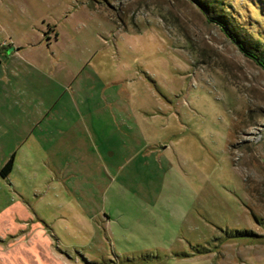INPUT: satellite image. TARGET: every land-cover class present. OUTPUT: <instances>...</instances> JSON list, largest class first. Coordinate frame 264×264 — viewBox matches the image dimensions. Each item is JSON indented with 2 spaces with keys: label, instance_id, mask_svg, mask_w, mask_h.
I'll use <instances>...</instances> for the list:
<instances>
[{
  "label": "rangeland",
  "instance_id": "374dc122",
  "mask_svg": "<svg viewBox=\"0 0 264 264\" xmlns=\"http://www.w3.org/2000/svg\"><path fill=\"white\" fill-rule=\"evenodd\" d=\"M13 45L61 72L0 67V264H264V68L198 4L0 0Z\"/></svg>",
  "mask_w": 264,
  "mask_h": 264
},
{
  "label": "trees",
  "instance_id": "16d2710c",
  "mask_svg": "<svg viewBox=\"0 0 264 264\" xmlns=\"http://www.w3.org/2000/svg\"><path fill=\"white\" fill-rule=\"evenodd\" d=\"M193 1L202 8V11L210 22L216 23L243 53L250 56L257 64L264 68V45L262 44L264 40L260 35H258L259 37L250 38L253 36L247 30L245 31L249 33L248 36L242 33L241 30L230 21V19H233V15L230 14L227 5L221 0ZM13 161L14 154H11L0 168V175L2 177H6L10 173L13 167Z\"/></svg>",
  "mask_w": 264,
  "mask_h": 264
},
{
  "label": "crops",
  "instance_id": "0c3cea01",
  "mask_svg": "<svg viewBox=\"0 0 264 264\" xmlns=\"http://www.w3.org/2000/svg\"><path fill=\"white\" fill-rule=\"evenodd\" d=\"M57 38H58L57 34H52V36L49 35L47 38L48 45L51 46L52 41L56 42ZM39 44H41V42ZM39 46L42 47L41 45H39ZM48 51L49 50H47L45 48L43 51H39L38 55H37L36 52L30 50V48L26 49V47L23 45H13V48L11 49V51L6 52V53L4 52V55H3L4 58L0 59V67H3L4 71L9 72L11 75H12V73H17L19 70L20 71L21 70L26 71L27 65H29L30 62H34L33 66H36V68L39 69V66L43 65V64L39 63V61H37V59H35V57H37V58L44 59L43 63H44V65L46 64V66H47L48 61L50 63H52L51 65H49L50 66L49 72L51 70H53V71H59V73H60L61 72V66H60L61 65L60 64L61 59L56 58L57 57L56 51H52V50H51V52H48ZM45 53H47V54H45ZM80 62H82V60H79L78 64H80ZM79 68L78 67H72V68H70V71L68 73H67V71H65L64 75L69 74V76L67 77V80L65 82H67V83L70 82L72 84L73 80L75 78V75H77L79 72ZM24 79H25V77H24ZM51 104H52L51 107H49V104H46V109H44L43 111L39 110V113L36 116L35 120L43 121L44 119H47L50 117L52 118L53 115H51V113H50V111H51L50 108L52 109L55 106L54 105L55 101H53ZM47 110H48V113H47ZM40 118H41V120H39ZM45 128L46 127H44L43 130H45L46 132L50 131L49 128H46V129ZM62 131H64V129H61L59 132H62Z\"/></svg>",
  "mask_w": 264,
  "mask_h": 264
}]
</instances>
